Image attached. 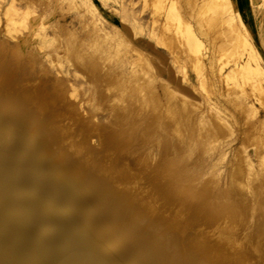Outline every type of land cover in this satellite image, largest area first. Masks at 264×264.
<instances>
[{
  "label": "rangeland",
  "instance_id": "rangeland-1",
  "mask_svg": "<svg viewBox=\"0 0 264 264\" xmlns=\"http://www.w3.org/2000/svg\"><path fill=\"white\" fill-rule=\"evenodd\" d=\"M133 1L131 13L141 28L126 33V40L147 52L142 76L126 79L127 70L141 71V64L129 61L132 55H126L124 45L121 55L115 43L106 41L82 47L91 7L110 21L121 20L106 13L98 0H17L19 14L9 29L4 16L8 1L0 0V75H8L25 96L39 97L44 111L66 124L67 135L89 147L91 159L128 166L141 184H160L177 197L183 206L181 235L195 241L223 222L236 221L241 253L256 264L252 229L237 212L231 174L241 148L249 179L264 175V145L257 143L264 140V75L246 72L222 79L246 59L248 48L224 47L210 67L213 40L222 42L223 29L210 26V17L201 23L195 18L196 6L205 0ZM106 2L119 10L118 1ZM233 2L264 68V16L256 17L252 7H262L263 1ZM67 24L77 27L75 38L60 34ZM197 36L200 44L194 41ZM166 88L176 95L167 97ZM211 104L223 121L213 115ZM172 106L186 118L173 113ZM202 205L206 212L200 213Z\"/></svg>",
  "mask_w": 264,
  "mask_h": 264
},
{
  "label": "bare ground",
  "instance_id": "bare-ground-1",
  "mask_svg": "<svg viewBox=\"0 0 264 264\" xmlns=\"http://www.w3.org/2000/svg\"><path fill=\"white\" fill-rule=\"evenodd\" d=\"M7 1L4 16L9 29L19 9L17 0ZM98 1L106 13L121 20L110 21L91 7L82 47H98L106 41L115 43L113 48L121 55L124 45L126 55H132L129 61L141 64V71L128 69L126 79L142 76L147 52L142 44L126 40V33L141 28L131 13L134 1L116 0L119 10L107 0ZM262 1V7L252 5L256 17L264 16ZM204 17H210V26L223 29L222 42L213 40L212 69L218 50L248 48L246 59L237 62L222 77L224 81L246 72L264 75L251 30L233 0H205L195 11L197 21ZM60 34L75 38L78 30L67 24ZM198 36L194 41L200 44ZM165 93L170 98L176 95L168 88ZM174 107L173 113L186 118ZM210 110L223 121L214 104ZM61 123L44 111L39 97L25 96L8 75H0V264H249L241 253L236 221L223 222L195 241L181 235L183 206L177 197L160 184H141L128 166L117 168L106 160L91 159L89 147L77 144ZM257 143L264 145V140ZM240 154L241 148L231 174L236 209L252 229L249 242L256 264H264V175L249 179ZM208 195L204 191V201ZM197 211L206 208L202 205Z\"/></svg>",
  "mask_w": 264,
  "mask_h": 264
}]
</instances>
